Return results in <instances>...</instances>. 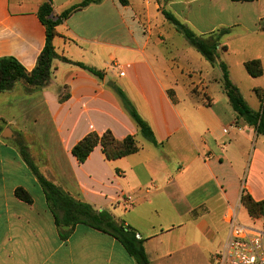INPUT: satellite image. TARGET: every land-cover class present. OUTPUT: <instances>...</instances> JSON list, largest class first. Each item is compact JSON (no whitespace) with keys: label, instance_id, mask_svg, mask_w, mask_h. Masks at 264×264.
<instances>
[{"label":"crops","instance_id":"crops-1","mask_svg":"<svg viewBox=\"0 0 264 264\" xmlns=\"http://www.w3.org/2000/svg\"><path fill=\"white\" fill-rule=\"evenodd\" d=\"M49 0H0V59L31 73L46 44ZM85 0H50L59 17ZM56 26L57 58L46 84L17 80L0 92V264H136L113 236L78 224L62 240L33 164L76 201L109 213L144 240L149 264H215L229 235L224 214L243 194L264 200V136L238 116L209 62L164 15L217 40L219 61L243 101L264 109V0H92ZM162 2V3H161ZM257 60L262 74L245 64ZM79 64L100 72L94 75ZM121 90L150 127L145 138ZM132 136L139 151L108 160L97 146L84 163L73 147L90 133ZM26 149V150H27ZM33 198L15 196L17 188ZM241 218V219H240Z\"/></svg>","mask_w":264,"mask_h":264},{"label":"trees","instance_id":"trees-1","mask_svg":"<svg viewBox=\"0 0 264 264\" xmlns=\"http://www.w3.org/2000/svg\"><path fill=\"white\" fill-rule=\"evenodd\" d=\"M92 2V0H85L83 3L64 11L57 18L53 16L50 0L43 5L40 11V19L46 27V44L38 58L37 66L31 73H28L15 59H0V92L8 90L17 80H23L28 85L37 87L46 84L51 74L52 62L57 58L53 46L56 26L75 11L82 9ZM120 2L122 4L127 3L126 0H120ZM164 15L209 62L212 64L218 63L223 73V89L230 99L233 109L237 112L238 116L244 117L247 123L253 126L259 135L264 136V109L260 112H254L243 101L238 89L231 83L228 77L227 66L219 61L217 40L213 37L206 39L197 37L188 28L174 19L171 14L164 12ZM78 66L89 70L94 75L102 76L100 72L87 68L82 64ZM245 68L252 77H259L262 74L261 64L257 60L247 62ZM117 93L125 108L137 123L143 136L156 144L150 127L140 118L124 93L119 89ZM97 146H101L108 160L123 158L139 151V147L132 136H128L124 140L119 141L111 132H106L102 135L96 133L88 134L73 147L72 154L80 163H84ZM23 157L45 191L49 205L54 212L55 223L62 240H67L78 224H85L117 239L127 254L135 260L136 264H149V259L144 248V240L137 236L135 230L125 225L124 222H117L107 212H97L88 204L74 200L60 188L48 181L39 172L26 152L23 153ZM15 196L17 199L29 205L33 203L31 195L21 187L15 190ZM241 204L247 209L250 217L254 219L264 218V200L256 202L248 194H243Z\"/></svg>","mask_w":264,"mask_h":264},{"label":"built area","instance_id":"built-area-1","mask_svg":"<svg viewBox=\"0 0 264 264\" xmlns=\"http://www.w3.org/2000/svg\"><path fill=\"white\" fill-rule=\"evenodd\" d=\"M240 205L229 206L224 214L229 235L214 255L215 264H264V228L255 229L238 221Z\"/></svg>","mask_w":264,"mask_h":264},{"label":"rangeland","instance_id":"rangeland-1","mask_svg":"<svg viewBox=\"0 0 264 264\" xmlns=\"http://www.w3.org/2000/svg\"><path fill=\"white\" fill-rule=\"evenodd\" d=\"M162 1H165V0H162ZM162 3V2H161ZM6 125L3 124V122L0 120V136H2L4 134V131L6 130L5 129ZM17 145L20 144L22 147H24V152H26L28 154V156L30 157L31 156V153L29 151V149L25 148L29 143H34V139L33 138H29V137H26V138H21V136H19V139L16 140L15 142ZM27 149V150H26ZM31 158V157H30ZM32 160V159H31ZM32 162H34V160H32ZM35 163V162H34ZM52 183V182H51ZM55 185V184H54ZM56 186V185H55ZM59 188V187H58ZM62 190V189H61ZM63 191V190H62ZM62 216V214H60ZM241 219V218H240ZM240 222V220H239ZM241 223V222H240ZM242 224V223H241ZM244 225V224H243Z\"/></svg>","mask_w":264,"mask_h":264}]
</instances>
